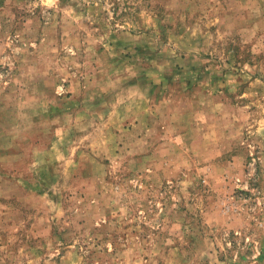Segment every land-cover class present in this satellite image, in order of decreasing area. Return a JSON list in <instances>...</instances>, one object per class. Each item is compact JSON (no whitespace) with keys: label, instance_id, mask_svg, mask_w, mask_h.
I'll list each match as a JSON object with an SVG mask.
<instances>
[{"label":"rangeland","instance_id":"obj_1","mask_svg":"<svg viewBox=\"0 0 264 264\" xmlns=\"http://www.w3.org/2000/svg\"><path fill=\"white\" fill-rule=\"evenodd\" d=\"M0 264H264V0H0Z\"/></svg>","mask_w":264,"mask_h":264}]
</instances>
